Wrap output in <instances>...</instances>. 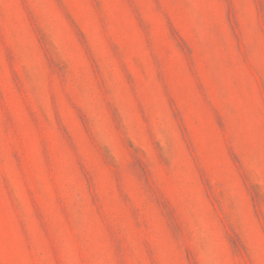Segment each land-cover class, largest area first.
Returning <instances> with one entry per match:
<instances>
[{"label": "rangeland", "instance_id": "rangeland-1", "mask_svg": "<svg viewBox=\"0 0 264 264\" xmlns=\"http://www.w3.org/2000/svg\"><path fill=\"white\" fill-rule=\"evenodd\" d=\"M0 264H264V0H0Z\"/></svg>", "mask_w": 264, "mask_h": 264}]
</instances>
